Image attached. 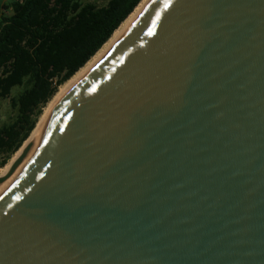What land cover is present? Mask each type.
I'll return each mask as SVG.
<instances>
[{
	"label": "water",
	"instance_id": "water-1",
	"mask_svg": "<svg viewBox=\"0 0 264 264\" xmlns=\"http://www.w3.org/2000/svg\"><path fill=\"white\" fill-rule=\"evenodd\" d=\"M0 264H264V0H150L0 176Z\"/></svg>",
	"mask_w": 264,
	"mask_h": 264
},
{
	"label": "trees",
	"instance_id": "trees-1",
	"mask_svg": "<svg viewBox=\"0 0 264 264\" xmlns=\"http://www.w3.org/2000/svg\"><path fill=\"white\" fill-rule=\"evenodd\" d=\"M141 0H9L0 12V167L33 130L60 85L110 38Z\"/></svg>",
	"mask_w": 264,
	"mask_h": 264
},
{
	"label": "bare ground",
	"instance_id": "bare-ground-1",
	"mask_svg": "<svg viewBox=\"0 0 264 264\" xmlns=\"http://www.w3.org/2000/svg\"><path fill=\"white\" fill-rule=\"evenodd\" d=\"M150 0H141L133 11L125 18V20L114 30L110 38L96 51V53L66 82H64L53 97L48 101L41 115L39 116L33 130L28 137L24 140L19 150H17L12 158L0 168V176H6L7 172L15 164L19 155L23 152L26 145L30 142L31 137L37 132L38 128L42 125L46 117L55 108V106L66 96L67 93L72 91L93 69L94 67L109 53L127 29L136 21L146 8Z\"/></svg>",
	"mask_w": 264,
	"mask_h": 264
},
{
	"label": "rangeland",
	"instance_id": "rangeland-1",
	"mask_svg": "<svg viewBox=\"0 0 264 264\" xmlns=\"http://www.w3.org/2000/svg\"><path fill=\"white\" fill-rule=\"evenodd\" d=\"M84 2H95L97 4H104L107 0H82ZM46 106V105H45ZM45 108V107H44ZM43 108V109H44ZM43 111V110H42ZM42 113V112H41ZM12 115V112L9 107L8 99H1L0 100V125L4 121H8L10 116ZM41 115V114H40ZM14 154V153H13ZM13 154L9 157L8 161L12 158ZM3 158L2 155H0V160ZM7 161V162H8ZM6 162V163H7ZM1 168V167H0Z\"/></svg>",
	"mask_w": 264,
	"mask_h": 264
},
{
	"label": "crops",
	"instance_id": "crops-1",
	"mask_svg": "<svg viewBox=\"0 0 264 264\" xmlns=\"http://www.w3.org/2000/svg\"><path fill=\"white\" fill-rule=\"evenodd\" d=\"M8 3H9V0H0V12L3 11L4 5Z\"/></svg>",
	"mask_w": 264,
	"mask_h": 264
}]
</instances>
